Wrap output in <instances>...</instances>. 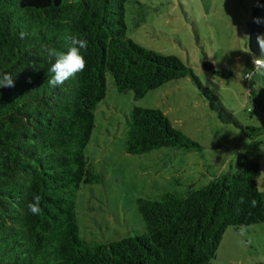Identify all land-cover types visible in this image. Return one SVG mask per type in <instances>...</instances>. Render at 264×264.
I'll list each match as a JSON object with an SVG mask.
<instances>
[{
    "label": "trees",
    "instance_id": "16d2710c",
    "mask_svg": "<svg viewBox=\"0 0 264 264\" xmlns=\"http://www.w3.org/2000/svg\"><path fill=\"white\" fill-rule=\"evenodd\" d=\"M126 1L0 0V71L14 81L0 88V264H210L228 226L264 222L260 166L245 157L235 171L205 185L137 198L142 230L115 241L80 235L77 192L102 178L88 163L85 148L107 92V74L117 92L132 91L134 99L188 77L222 122L248 139L264 133V127L241 123L177 56L127 37ZM262 33L264 0H254L246 43L252 56L261 54L256 38ZM73 35L88 41L82 50L86 67L50 87V60L41 46L67 51ZM203 68L216 72L206 59ZM197 146L159 109L133 106L127 117L128 154ZM34 194L41 196L40 215L26 208Z\"/></svg>",
    "mask_w": 264,
    "mask_h": 264
},
{
    "label": "rangeland",
    "instance_id": "374dc122",
    "mask_svg": "<svg viewBox=\"0 0 264 264\" xmlns=\"http://www.w3.org/2000/svg\"><path fill=\"white\" fill-rule=\"evenodd\" d=\"M254 0H127L126 35L163 55L177 56L243 124L264 127V76L245 78L252 69L247 30ZM206 59L217 72L203 68ZM231 75L223 76L219 72ZM107 92L94 113L85 148L88 163L102 178L77 192L79 233L87 240L115 241L142 230L136 199L202 186L245 157L259 163L264 190V133L248 139L222 122L188 77L171 80L134 99L117 92L110 74ZM133 106L159 109L173 127L198 143L194 148L124 151L127 117ZM210 264H264V222L228 226Z\"/></svg>",
    "mask_w": 264,
    "mask_h": 264
},
{
    "label": "clouds",
    "instance_id": "9594fccd",
    "mask_svg": "<svg viewBox=\"0 0 264 264\" xmlns=\"http://www.w3.org/2000/svg\"><path fill=\"white\" fill-rule=\"evenodd\" d=\"M23 36L24 33H21V38H23ZM256 39L261 54L259 56H252V70L245 75V78L249 80L257 74L264 76V33L258 34ZM41 47L50 60V65L47 68V81L50 87L55 88L61 86L67 80L74 78L78 73L84 71L86 60L82 54V50H87V39L73 35L67 51H57L47 45H42ZM243 51L251 54L250 48ZM12 86H14L13 75L8 72L0 71V88ZM40 202L41 196L39 194H34L32 199L26 204L27 211L32 215H40L42 212ZM239 203H243V197L239 198ZM252 203L253 206H255L256 202L253 201Z\"/></svg>",
    "mask_w": 264,
    "mask_h": 264
}]
</instances>
